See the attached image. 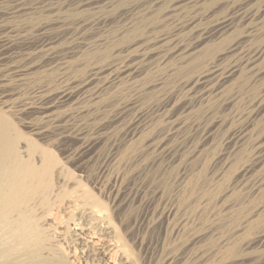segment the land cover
Returning a JSON list of instances; mask_svg holds the SVG:
<instances>
[{
  "label": "rangeland",
  "instance_id": "rangeland-1",
  "mask_svg": "<svg viewBox=\"0 0 264 264\" xmlns=\"http://www.w3.org/2000/svg\"><path fill=\"white\" fill-rule=\"evenodd\" d=\"M22 1L26 6H20ZM30 3V7L27 6ZM17 7H20L21 11H18ZM257 11L264 13V0H44L43 3H34L30 0H2L0 4V46L3 45L2 41L8 37L12 38L13 34L10 33L12 30L21 36L16 40L17 42L15 41V45L11 46L10 52L5 56H0V94L4 95L6 99L13 101L17 99L19 104L12 109L13 112L8 120L12 140L31 143L32 147L39 152L46 150L42 154L46 157L49 154V158L51 157L56 166L61 168V180L65 181L59 185L56 180H52L50 185L55 188L59 185L58 188L62 190L63 194H66V191L70 189L69 184L75 183L83 191L99 197L100 193L96 185L101 174L98 166L101 162L111 163L112 160L111 143L107 138L112 136L111 133L115 132L114 134H116L121 130L119 128H122L120 121V123L108 122L113 116V109L110 110L109 106H103L101 116L95 119H90L82 110L89 104L85 101L80 102L82 100L80 93L74 88L78 85H90V87L95 85L96 80L89 76L94 67H103L113 61L119 69H129L121 75V78L133 73V70L132 72L130 70L133 67L139 68L138 72L134 74V80L126 83L125 92L121 97L122 101H120L125 102L132 98L138 100L136 101L137 107H131L132 111L129 110L127 119H133L134 116L142 114L143 121L146 120L151 125L153 124L151 128L155 129V134L160 132L161 135L165 134L170 129L172 122L188 107L191 108L188 110L191 115L199 118L198 122L201 127H210L216 120L222 125L218 124L220 129L213 130L212 136H215L211 137L209 142L204 143L201 154L195 159V162L191 163V167L189 164L187 166L184 161L182 163V160H178L160 176L157 170H148L133 179H130L132 174L139 170L136 162L135 164L132 162L133 165L125 167V169L122 165L118 168L126 177L123 180L125 184L129 182L131 187L134 185L157 187L160 184L165 187L163 191L167 193L175 191L176 186L173 178L175 175L177 176L178 172L180 175L183 170L188 171V167L190 170L197 169L195 173L199 175L200 184L204 187L203 190L193 193V199L189 201V210H194L202 204L204 198L217 196L209 204L207 216L209 221L219 222L214 233L204 232V227L205 231L207 230L206 221L192 216L190 217L192 219H186L187 222H184L187 224H182L178 220L176 225L174 219V223L172 220L169 227L157 226L154 230L148 231L139 227L135 228L133 222L138 219L136 215L140 209L137 205L125 210L115 217V220L111 214V221L117 229L118 240L134 264H224L228 260L235 259L242 260L244 264H264V246H261L254 236L256 231L264 226V214L253 217L254 226L249 233L239 238L240 244L245 243L240 247L223 248L218 241L220 235L229 234L231 223L227 208H229L231 200L239 199L241 202L235 208L237 215H254L261 203L264 204V198L257 197V192L254 194L255 196L245 197L244 188L241 186L247 181H244V177H235L234 175L224 181H211V170L214 166L215 168L220 167V154L229 153L232 148L225 138L242 131V128H245V125L250 121H256L254 106H251L250 102L254 95L264 93V75L254 77L252 74L245 73L242 83L236 89L235 87L229 88L224 92L225 94L219 96L206 94L202 97L205 98L204 101L200 98L201 101L198 99L199 97L191 96L192 92L188 91L192 88L190 85L193 78L192 72L187 69H179L175 53H170L167 50L171 48L169 42L175 35H179L178 38L182 39V45L185 48L206 46L209 52L246 41L254 50L255 48L259 50V64H264V23L260 31L254 33L251 30V25L254 22L250 15ZM135 17L141 18L138 33L133 34L131 30L122 32V27L133 23ZM88 19H91L90 22H94V24L89 27L90 30L87 29L88 26L86 30H83L80 23ZM225 20H228L227 23H235L234 30L221 40L202 43L205 34L212 33L213 26L216 23L222 24L226 22ZM193 26L197 27V31L191 30ZM144 37H148L149 41L147 40L141 45ZM48 47H52V53L47 55L39 53ZM31 51L33 54L29 55L32 53ZM232 55L222 63V66L238 64L244 68L245 60L235 62ZM110 72L105 71L104 73ZM72 90L75 92L68 99L69 91L73 92ZM235 90L239 93V97L235 94ZM208 97L210 98L208 99ZM45 102L53 104V110L48 117H45L41 110L45 106ZM98 105L101 106L102 103ZM210 105L214 107L211 109ZM206 106L209 107V110ZM38 107H41L40 110ZM260 117H262L259 118L261 120L257 119V121L259 120V128H263L264 116ZM199 130L202 128H198L197 131ZM263 131L261 133L255 131L252 139L250 138L248 143L245 142L237 150V156L243 161H246L248 156L251 158L250 163L254 164L251 176L248 175V177H252L254 174L250 181L251 184L248 183L251 185L250 189L258 184L262 178L259 174L264 172ZM37 134L42 135L37 136ZM150 135L151 132L145 133L140 138L141 142ZM106 136L108 137L106 138ZM194 138L193 142L188 140L185 143L184 147L187 151L191 150L192 145L195 146L198 143L197 136ZM89 141L100 143V148L97 151L99 157L93 168L84 176L80 173L79 166L71 161L70 156L81 145ZM239 164L241 163H238L235 168ZM184 167L187 168L184 169ZM261 168L262 170H260ZM258 169L259 171H257ZM161 178L166 184L159 180ZM262 179H264V173ZM241 180L242 182H240ZM228 183L230 187L234 188L232 196L230 198L218 196ZM259 189H263L264 194V184ZM182 195L186 196L184 193ZM99 198L107 209L112 211L107 198ZM59 202L58 205L64 203L62 200ZM161 206V203H155V207ZM58 217L60 220L59 218L57 220L63 223L64 215L60 213ZM201 224L202 226H200ZM185 227L187 228L185 229ZM66 238V243L69 246L71 244V248L72 246L76 248V243L72 242L73 239L69 236ZM61 246L63 252H66L65 246ZM199 246L213 249L207 262L206 259L200 261L193 258L192 254ZM73 260L74 264H100L95 259L92 260L88 256L81 257L77 254Z\"/></svg>",
  "mask_w": 264,
  "mask_h": 264
},
{
  "label": "bare ground",
  "instance_id": "bare-ground-1",
  "mask_svg": "<svg viewBox=\"0 0 264 264\" xmlns=\"http://www.w3.org/2000/svg\"><path fill=\"white\" fill-rule=\"evenodd\" d=\"M30 1L34 3H43L44 0ZM1 3L2 0H0V4ZM22 3L23 1L20 6H26V4ZM28 5L30 7L31 3L27 4V6ZM17 8L18 11H21L20 7ZM250 16L253 17L252 20L254 22H252L251 30L254 31V33L260 31L264 23L263 11H257ZM90 21L91 19L81 22L80 24L82 25L80 27L86 30L88 26L87 29H89V27L94 24V22ZM227 21L222 24L216 23L212 28V33H204L205 36L203 37V41L201 40L202 43H211L221 40L233 31L236 27L235 23H227ZM140 23L141 18L135 17L133 18V23L124 25L121 31L128 32L131 30L133 34H137L140 29ZM196 26H193L191 30L197 31ZM10 33L13 34L12 38L7 36L8 38L2 41L3 45L0 46V52L4 53H0V56H5V54L10 52L11 46L15 45V41L21 37L19 33L13 30ZM178 37L179 35H175L173 38L171 37V42H169L171 48L167 50L170 53H175L176 58H178L179 69H187L192 72L193 78L190 84L192 88L188 90L192 92V94H190L191 96H197L199 97L198 99L206 96V94L219 96L229 88L233 89L235 87L236 89L242 83V77L245 73L252 74L254 77L264 75V64H259V50H256L255 47L254 50L246 41L231 44L218 51L209 52L206 46L185 48V46L182 45V39ZM147 40L148 37H144L141 41V45ZM31 52L32 53H29V55L33 54V51ZM39 53H44L45 55L50 54L52 53V47L45 48V50ZM230 55L233 56L235 62L245 60V67L241 68L238 64L226 65V67L222 66V63ZM117 67L118 66L114 64L113 61L103 67H94L89 76H91L93 80H96L95 85L91 87L90 85L76 86L77 84L75 83L76 87L74 88L75 91L80 93L82 99L80 102L82 103V101H85L89 104L88 107L82 110L90 119L101 116L102 107L109 106L110 110L113 109V116L108 122L122 123V126L119 125L122 127L119 128L121 129L120 131L116 128L119 132L116 134H114L115 132L111 133L112 136L110 137L106 136V138L108 137V142L111 143L110 148H112L111 163L101 162L98 166L101 174L96 185L100 193L99 197L107 198L111 204L110 207H112V211L107 209L106 205L99 197L92 196L88 192L83 191L82 188L75 183L69 184L67 182L70 189L66 191V194H63L61 189V191L59 190L58 186L60 184L62 185L63 181L60 176L61 168L56 166L51 157L49 158V154L47 157L42 154V152H46V150L39 152L32 147L31 143L12 140L13 137L9 130L8 120L13 112L12 109L16 107V105H19L18 100L16 99V103V101L6 99L4 95L0 94V264H74L73 257H75L76 254L81 257L88 256L92 258V260L95 259L96 262L100 264H134L127 253H125L123 245L120 244L117 237V229L110 217V215L113 214L115 220V217H118L133 205H137L140 208L136 215L138 219H135L133 222L135 228L139 227L148 231L154 230L157 226L169 227L172 220L174 223V219L176 220L175 224L178 220L183 224L187 222L186 219H192L190 218L192 216L199 217L201 220L206 221L207 230L205 231L204 227V232L207 233V231H209L214 233L216 231L219 222H211L208 220L207 216L209 214V204H211L217 196H213L214 198H204L201 202L202 204L198 205L194 210H189L188 207L189 201L193 199V193L197 190H203L202 188L204 187L200 184L199 175L195 173L197 169L190 170V165L195 162V159L201 154L204 143L207 141L209 142V139L215 136H212L213 130L215 128V130L220 129V126H218L220 123L216 120L210 127H201L198 122L199 118L191 115L188 111L191 109L189 107L184 109L183 113L179 114L180 116L172 122L170 129L162 135L161 132L155 134V129L151 128L153 124L151 125L150 122H146L145 119V121H143L142 114L134 116L133 119H127L129 110L132 109L131 107H137L136 101L138 100L132 98L125 102H121V97L124 95L126 83L132 79L134 80V74L138 72L139 68L133 67V69H130L131 72L133 70V73L121 78V75L129 69H119V67ZM105 71L111 72L106 74L104 73ZM74 90H72L73 92L69 91L68 99L73 95L72 93L75 92ZM235 92L237 97H239V93L236 90ZM209 98L210 97H208V99ZM213 99L215 98L213 97ZM99 103H102V105L99 106ZM250 105L254 106L253 111L254 116L256 115L257 117L256 121L262 118L260 116H264V93L254 95ZM40 108L38 110H40ZM207 108L209 110V107ZM41 110L42 114L48 117L53 110V104L48 102ZM259 120L257 122L252 120L245 125V128H242V131L238 132L236 130L238 133H230L231 135L229 137L225 136V140L228 141L232 148L230 147L231 150L229 153L220 154V167L215 168L214 166L211 170L212 182L224 181L226 178L233 177L234 175L235 177H244V181H247L241 186L244 188L243 190L245 192H243L246 198L257 193V197L262 196V198H264L263 189H259L263 187L264 184V179H262L264 172H260L261 174H259L261 175L260 177H262L259 181L260 183L258 182L256 186L250 189V181L254 174L252 177H248V175L252 174L254 170L252 166L254 164L250 163L251 158L248 156L246 161H243L237 156V150H239L245 142L248 143V140L255 134V131H259V133L263 131V126V128H259ZM103 121L105 120L103 119ZM198 128H202V130L197 131ZM148 132H151L150 137H147L141 142L140 138ZM121 133L123 134L121 135ZM39 135L42 134H37V136ZM196 136L198 138V143H196L195 146L192 145L191 150L187 151L184 147L185 143L188 140L193 142ZM99 139L101 140L102 138ZM99 146L100 143L97 141L85 142L70 156L71 161H74L77 166H79L78 169L82 175L85 176L98 160L99 153L97 151L100 148ZM148 158L150 159L146 160ZM178 160H182V163L184 161L185 164H187V166L189 164L190 167H184V169L187 168L188 171L183 170L182 174L179 175L178 172L177 176L175 175L173 178L176 186L175 191H169L170 193L163 191L165 187L160 184H158L157 187L141 185H134L131 187L129 182L127 184L123 182L126 177L124 173L118 169L120 165L124 166L125 169V167L133 165L132 162H134V164L136 162L139 170L136 172L134 171L135 173L132 174L133 176H131L130 179L140 176L148 172V170H157L160 176L165 170L176 163V161L178 162ZM238 163L241 164L235 168ZM255 164L257 165V163ZM135 166L134 169L136 168ZM262 168L260 170H262ZM257 171H259V169ZM52 180L58 182L59 185L56 188L50 185ZM159 180L164 182L162 178ZM240 182H242V180ZM233 191L234 188L230 187L228 183L218 196L230 198ZM182 193L186 194V196L183 197ZM60 200L64 202L63 205L62 203L58 205ZM156 202L161 203L162 206L155 207ZM229 204V208H227L229 210V222L231 223L229 234L226 236L220 235L218 241L223 248H237L245 244H240L239 238L252 230L255 223L253 217L264 214V204L261 203L254 215L236 214L235 208L241 204L239 199H233ZM60 213L65 217L63 223L59 221L60 218L58 214ZM58 218L59 220H57ZM200 226H202V224ZM186 228L187 227H185V229ZM68 236L73 239V243H76V248L73 246L71 248V244L69 246V244L66 243L65 238ZM254 236L257 242H259L261 246H264V226L259 228ZM61 245L65 246L67 249L66 252H63V247ZM205 247L199 246L194 254H192L194 257H192L200 261L206 259L207 262L209 256L213 253V249ZM63 254L65 256H62ZM224 264H244V262L235 259L228 260L224 262Z\"/></svg>",
  "mask_w": 264,
  "mask_h": 264
}]
</instances>
